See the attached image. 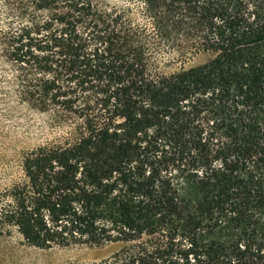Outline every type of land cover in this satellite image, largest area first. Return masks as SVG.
I'll return each instance as SVG.
<instances>
[{"label":"trees","instance_id":"obj_1","mask_svg":"<svg viewBox=\"0 0 264 264\" xmlns=\"http://www.w3.org/2000/svg\"><path fill=\"white\" fill-rule=\"evenodd\" d=\"M7 5L20 97L61 132L0 189V230L120 245L93 264H264V0Z\"/></svg>","mask_w":264,"mask_h":264},{"label":"rangeland","instance_id":"obj_2","mask_svg":"<svg viewBox=\"0 0 264 264\" xmlns=\"http://www.w3.org/2000/svg\"><path fill=\"white\" fill-rule=\"evenodd\" d=\"M9 1L0 0V33L7 24L20 22V17L7 5ZM207 58L202 53H194L182 62L175 55L160 52L157 65L172 72L182 66L202 63ZM60 132L49 113L21 99L18 73L0 42V189L21 175V159L25 152L57 138ZM119 248L120 245L41 248L25 242L17 231L0 230V264H93L113 255Z\"/></svg>","mask_w":264,"mask_h":264}]
</instances>
